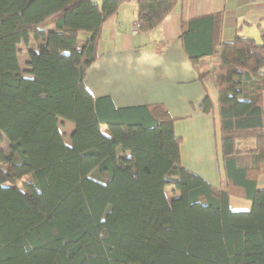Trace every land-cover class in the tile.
<instances>
[{"label":"trees","instance_id":"trees-1","mask_svg":"<svg viewBox=\"0 0 264 264\" xmlns=\"http://www.w3.org/2000/svg\"><path fill=\"white\" fill-rule=\"evenodd\" d=\"M126 1L0 0V264H264V27L259 41L223 42L220 12L180 22L193 66L218 58L220 187L182 164L164 106L117 107L85 87L102 24ZM176 2L136 0L137 30ZM80 32L89 37L78 47ZM29 38L28 77L16 46ZM214 105L206 94L199 109ZM58 119L74 124L69 145ZM166 186L178 192L170 201ZM231 195L251 208L231 210Z\"/></svg>","mask_w":264,"mask_h":264},{"label":"crops","instance_id":"crops-1","mask_svg":"<svg viewBox=\"0 0 264 264\" xmlns=\"http://www.w3.org/2000/svg\"><path fill=\"white\" fill-rule=\"evenodd\" d=\"M217 12L223 16V42L231 41L235 34L259 39V29L264 27V0H177L171 12L148 32L132 28L137 15L136 0L121 3L102 24L97 57L85 72L84 84L94 97L108 96L117 107L164 106L175 119V133L183 139L180 146L182 164L208 182L224 187L227 178L216 113L218 58L216 55L206 57L196 68L183 52L179 39L181 20ZM53 28L52 23L46 29ZM106 31L113 37L108 38ZM88 37V33L80 32L77 46H82ZM144 37H147L148 44L133 42V38L145 40ZM36 45L29 38L27 43L21 41L16 46L19 67L28 77L31 69L28 52L35 50ZM203 70L210 71L211 75L200 80L198 75ZM206 94L215 103L209 114L199 109ZM262 94L264 107V90ZM64 121L72 127V133L74 124ZM253 147L251 139H243L239 143L243 150ZM249 164L250 167L254 165ZM255 184L257 190H264V173L256 175ZM174 192L177 196L178 192ZM228 205L233 211L251 208L250 200L238 195L229 196Z\"/></svg>","mask_w":264,"mask_h":264},{"label":"rangeland","instance_id":"rangeland-1","mask_svg":"<svg viewBox=\"0 0 264 264\" xmlns=\"http://www.w3.org/2000/svg\"><path fill=\"white\" fill-rule=\"evenodd\" d=\"M107 35L108 38H112L113 36L111 35V33L109 32V35H108V31H106L105 33ZM111 35V36H110ZM139 36H142V35H139ZM145 40L143 39H140V40H137L136 38H133V42L136 43L137 41H140L139 43H147L148 44V40H147V37H144ZM141 41H144V42H141ZM146 41V42H145ZM259 41V39L257 40ZM58 128H59V131L63 137V141L64 142H67L66 144H70L69 142V137H70V134H71V126L69 125L68 122H65L64 120L62 119H58ZM175 190L172 189L170 186H166L165 187V195L167 197V199L170 201L172 198L175 197Z\"/></svg>","mask_w":264,"mask_h":264},{"label":"built area","instance_id":"built-area-1","mask_svg":"<svg viewBox=\"0 0 264 264\" xmlns=\"http://www.w3.org/2000/svg\"><path fill=\"white\" fill-rule=\"evenodd\" d=\"M93 1H100V0H93ZM138 23L136 21L133 22L132 28L133 30H137L138 29Z\"/></svg>","mask_w":264,"mask_h":264},{"label":"water","instance_id":"water-1","mask_svg":"<svg viewBox=\"0 0 264 264\" xmlns=\"http://www.w3.org/2000/svg\"><path fill=\"white\" fill-rule=\"evenodd\" d=\"M62 53H63L64 55H68V54H69L68 51H63Z\"/></svg>","mask_w":264,"mask_h":264}]
</instances>
